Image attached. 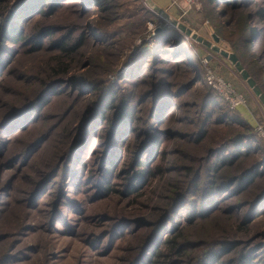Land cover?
Wrapping results in <instances>:
<instances>
[{
	"label": "rangeland",
	"instance_id": "obj_1",
	"mask_svg": "<svg viewBox=\"0 0 264 264\" xmlns=\"http://www.w3.org/2000/svg\"><path fill=\"white\" fill-rule=\"evenodd\" d=\"M27 1L0 0V264H134L161 233L159 225L191 188L192 177H210V152L249 135L255 142L251 154L224 175L264 162V103L221 54H236L264 92V20L258 16L264 0L227 10L199 0L187 14L172 4L174 9L158 10L152 0H108L104 9L61 0L51 14L48 3L46 13L25 15ZM18 16L20 25L14 24ZM175 21L212 46L187 36ZM12 25L21 39L8 32ZM166 26L182 37L176 48L188 44L182 49L191 65L184 55L173 57L172 46L168 53L156 47V34ZM248 28L259 35L252 47L245 41ZM209 76L232 85L245 104L212 111L208 121L207 100L221 96ZM87 83L93 95L82 85ZM101 92L121 101L134 94L135 120L121 154L110 142L118 107L101 121L92 117L83 129ZM154 100L167 104L163 123L148 125ZM35 102V113L27 110ZM225 112L234 121L222 123ZM146 127L156 131L158 155L149 178L136 184L130 179L140 169L136 156L148 140ZM108 163L115 166L111 174L105 171ZM107 184L114 189L105 195ZM263 189L264 178L242 196H227L222 212L187 225L192 206L181 204L174 217L182 228L177 244L192 248L175 255L163 245L156 264H198L203 251L223 241L239 242L223 261L253 248V264H264V207L252 219L249 207L231 211Z\"/></svg>",
	"mask_w": 264,
	"mask_h": 264
},
{
	"label": "trees",
	"instance_id": "obj_2",
	"mask_svg": "<svg viewBox=\"0 0 264 264\" xmlns=\"http://www.w3.org/2000/svg\"><path fill=\"white\" fill-rule=\"evenodd\" d=\"M61 0H28L21 8L22 13L29 14V13H34V14H44L45 10L44 8L46 5L49 3V11L47 13H53L60 5ZM251 0H209L210 3L213 4V6L216 7H224L225 10L227 8H240L242 5L245 3H248ZM84 3L86 5H93L97 6L99 9H104L105 4L109 3L108 0H84ZM215 7V8H216ZM147 13L151 14L148 10H146ZM46 13V12H45ZM258 16L261 18V20H264V10L260 9L258 11ZM22 16H18L16 18V22L14 24L20 25V22L22 21L21 19ZM13 24V25H14ZM11 26L8 32L10 31L11 34H15L14 36H17V40L21 39V33L18 32L17 28L15 26ZM18 27V26H17ZM7 32V33H8ZM258 34L256 30L253 29H247V37L245 38L246 44L250 47L254 45V40L258 39ZM156 47L160 49V53H168L165 52V49L167 46H172L173 48V57H177V55H184V63H189V59L186 57L184 53L185 47L188 45L184 42H180L181 44V49L176 48L175 43L176 40L179 42L181 41L182 37L179 35V33L171 27H165L162 28L160 31L157 32L156 34ZM83 42L80 41L74 49H77L81 47V44ZM186 45V46H185ZM187 49V48H186ZM152 56L154 55L153 53H150ZM158 54L155 55L154 58H156ZM249 72V71H248ZM250 73V72H249ZM251 75V74H250ZM253 78V77H252ZM256 80V79H254ZM257 82V81H256ZM258 84V82H257ZM84 87H87L86 91H90V93L93 95V90H91L92 86L87 84H82ZM259 85V84H258ZM192 85H188L186 87V90L190 89ZM263 88V87H262ZM101 98L96 102V111L91 115L87 116L85 118V122L83 124V129H85V124L89 121L91 122V118L98 117V119L101 121L102 119L106 118V113L107 110H113L114 108L118 107V113L116 112V122L115 125H113L110 135L111 138V144L115 142L114 147L120 148L118 150V153L121 154L124 149H122V145L125 143L126 140V135L129 131H131L133 128L131 127L133 125V122L135 120V113H136V105L133 104V97L134 94H129L123 101L122 98H117L114 97L113 95H108L105 92H101ZM43 97V96H42ZM42 97L39 98L42 99ZM118 99V105L116 104L115 100ZM38 100V101H39ZM151 100L150 97L145 99L146 101ZM40 102V101H39ZM144 102V103H145ZM164 102V101H163ZM159 102V100H154L152 101V110H153V116L149 119L148 125L153 121L156 125L162 121V110L166 108L167 104H163ZM117 106H116V105ZM159 104H163L159 106ZM33 105V106H32ZM30 107L27 108H35L34 113L36 111V108L39 106L37 102L33 103ZM205 107H208L206 110V117L208 118V121H211V112L215 110H219L220 112L222 111H227L229 110L228 103L222 98V96H215L213 99L207 100V104ZM162 109V110H161ZM26 110V111H27ZM225 112L223 118L221 119L222 123H230L231 121H234L231 119L230 115ZM30 117L28 115L27 119ZM93 121V119H92ZM95 122V121H94ZM220 122V123H221ZM163 123V121H162ZM93 127H95L93 125ZM83 131V130H82ZM207 131V130H206ZM205 130L201 134V137H205V133H207ZM155 129H149L146 127L145 129V134L148 136L147 139L142 146L140 147V151L138 152L136 158H138V163L137 165L139 166V171L132 176L130 181L132 183H142L143 180L148 177V173L151 172V162H154V159L158 155V149L156 148L155 150L153 149L154 143L157 139V137L154 135ZM249 135H243V136H237L234 139H230L226 144H225V149H218L214 150L213 152H210V156L208 157L209 161L213 160L212 165L210 166L209 170L207 169V174L210 177H206L205 180L203 178H200L199 174H197L195 177H192L191 180V188L183 195L181 196L177 201L176 204L173 205V210L171 214H169V218H164V220L161 222L159 225L158 229H162L161 233L152 240L151 242L149 241L146 243L142 249L144 251L141 255L137 257V260L134 262V264H156L157 259L162 256V249L159 250L163 245L164 246H169L173 249L175 252V255L182 254L185 247L192 248L190 243H185L182 245L177 244L179 235L178 233L180 230H182L181 227H179L178 221L180 218L175 217V212L180 207L181 204H184V207H190L189 208V213H190V218H188L186 221L187 223H191L195 220H202L212 217L214 215H217L218 213L222 212L224 207L222 206L223 203H226V198L228 197H238L242 196L245 193L253 190L258 183L260 182L261 179L264 178V171L262 170L263 168V160L257 161L255 163H252L249 167H245L242 171L238 172L237 174H234L233 176L226 177L224 175V171L228 170L229 168H233L234 166H237L238 161L241 158L248 157L252 151L255 142L253 140L249 139L247 137ZM250 141V142H248ZM119 145V146H118ZM126 150V149H125ZM223 150V151H222ZM216 151H220L219 153H216ZM151 155L148 161H143V158L148 157V155ZM106 174H111L112 171H115V166L114 163L107 164V167L105 168ZM211 171V172H210ZM213 173V174H212ZM214 177H212V176ZM104 177H107L104 175ZM106 180V179H105ZM134 181V182H133ZM201 181L203 184L201 185ZM105 181H102L104 184ZM113 186L110 184H107L106 187V194L108 195L113 191ZM135 190H131L130 194H133ZM203 191V194H202ZM194 195L195 197H189L188 195ZM201 194V196H198ZM249 207V208H246ZM264 207V189L262 191H258L256 195L253 197V199L246 200L244 204H241V206L233 205L231 207V211H238L242 209H248L249 215L248 217L252 219L254 215L259 213ZM230 211V210H228ZM178 217V216H177ZM171 227H170V226ZM179 227V228H178ZM178 232L176 233V231ZM165 233L166 240L161 239V236ZM176 233V234H175ZM162 234V235H161ZM169 237V238H168ZM150 243V244H149ZM239 242H234V241H223L220 242L216 245H213L212 247L206 249L201 253V256L199 258L198 264H253L254 263V258L252 255L253 252H250L253 250V248H248V250L244 249L242 250V254L235 257L234 259H228L226 261H223L224 257H227L230 255L232 252L236 251L238 248ZM262 245V244H261ZM264 247V246H262ZM262 247L259 245L257 246V252L262 249ZM264 249V248H263ZM147 252V253H146ZM165 264V262H164ZM174 264V263H170Z\"/></svg>",
	"mask_w": 264,
	"mask_h": 264
},
{
	"label": "built area",
	"instance_id": "obj_3",
	"mask_svg": "<svg viewBox=\"0 0 264 264\" xmlns=\"http://www.w3.org/2000/svg\"><path fill=\"white\" fill-rule=\"evenodd\" d=\"M198 3L199 0H171L172 6H178L185 14L193 10L194 7L198 6ZM214 79V76H209V84L219 92L228 104H230L233 108H237L240 105L245 104L243 97L233 89L232 85L226 83L223 79H215L216 81H214Z\"/></svg>",
	"mask_w": 264,
	"mask_h": 264
},
{
	"label": "water",
	"instance_id": "obj_4",
	"mask_svg": "<svg viewBox=\"0 0 264 264\" xmlns=\"http://www.w3.org/2000/svg\"><path fill=\"white\" fill-rule=\"evenodd\" d=\"M175 25L178 24V26L181 27V29L187 34V36L193 37V39L205 43L208 47H211L212 44L210 42H206L203 37H199L197 34H195L191 29L186 28L184 25H180L177 21L174 23ZM214 39L216 42H220V38L218 36H214ZM221 54L224 55V57L229 58L231 62L237 66L238 70L241 72L243 78L249 83L250 87L254 90L257 96L260 97L261 101L264 103V92L262 90V87H260L256 80L252 78L250 73L244 69L241 66V62L239 58L236 56V54H230L226 51H221Z\"/></svg>",
	"mask_w": 264,
	"mask_h": 264
},
{
	"label": "crops",
	"instance_id": "obj_5",
	"mask_svg": "<svg viewBox=\"0 0 264 264\" xmlns=\"http://www.w3.org/2000/svg\"><path fill=\"white\" fill-rule=\"evenodd\" d=\"M152 3H154L155 7L161 11H169V9H174V7H171V0H152Z\"/></svg>",
	"mask_w": 264,
	"mask_h": 264
}]
</instances>
